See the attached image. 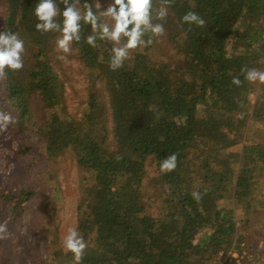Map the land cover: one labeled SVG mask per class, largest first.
<instances>
[{
	"label": "trees",
	"instance_id": "16d2710c",
	"mask_svg": "<svg viewBox=\"0 0 264 264\" xmlns=\"http://www.w3.org/2000/svg\"><path fill=\"white\" fill-rule=\"evenodd\" d=\"M99 2L102 10L111 0ZM37 3L0 0V31L16 33L25 46L24 67L6 69L1 80L4 100L17 113L16 131L33 129L50 162L71 153L91 173L74 211L87 244L82 264H218L222 257L224 264H264V231L256 232L264 220L255 217L264 210V132L249 137L244 130L249 118L264 124V84L253 86L241 71H264V0H171L165 20H154L164 35L131 51L116 70L109 66L113 45L99 38L96 47L82 39L71 53L60 52V33L35 28ZM159 6L153 0L154 11ZM189 11L204 26L182 22ZM82 31L90 34L91 26ZM231 37L240 52L228 51ZM62 56L76 59L93 83L79 116H67ZM172 153L176 169L161 173ZM148 164L159 171L157 198L142 191ZM33 197L30 187L0 193L14 219ZM40 223L56 264H74L57 246L54 222Z\"/></svg>",
	"mask_w": 264,
	"mask_h": 264
},
{
	"label": "rangeland",
	"instance_id": "374dc122",
	"mask_svg": "<svg viewBox=\"0 0 264 264\" xmlns=\"http://www.w3.org/2000/svg\"><path fill=\"white\" fill-rule=\"evenodd\" d=\"M233 41L234 38H229L228 51L240 52L243 47H233ZM62 63L63 79L66 76L67 116L70 112L79 116L87 109L85 98L89 89L93 88V83L87 81L76 59L64 58ZM256 85L253 83V86ZM4 94V85L0 80V111L10 113L15 121L17 113L10 107L8 100H4ZM244 130L252 137L253 134L264 132V124L249 118ZM26 149L28 151L25 153ZM158 175L155 165L148 164L142 181V191L146 197L160 196V187L155 185ZM91 178L89 170L79 167L71 153H63L55 162H50L43 142L33 129L29 128L25 134H20L15 124L10 123L6 130L0 131V193L15 194L22 187H30L34 191L26 212L18 219L11 215V205L0 199V224H5L7 228L14 227L13 230L8 228L10 235L7 238L0 239V264H56V258L47 252V243H44L45 238L39 232L42 228L40 220L54 222L59 236L57 246L62 247V237L69 227H74L78 193L91 182ZM255 217L264 220V210L257 211ZM263 231V227L256 229V232ZM225 260L226 257H222L218 264H224Z\"/></svg>",
	"mask_w": 264,
	"mask_h": 264
},
{
	"label": "clouds",
	"instance_id": "9594fccd",
	"mask_svg": "<svg viewBox=\"0 0 264 264\" xmlns=\"http://www.w3.org/2000/svg\"><path fill=\"white\" fill-rule=\"evenodd\" d=\"M64 6L61 10L56 0H38L34 8V15L37 18L35 28L41 33L58 32L56 48L65 54L71 53L74 42L82 39L91 47H96L97 39L110 42L111 49L110 68L116 70L123 66L125 59L129 57L132 50L141 46L151 44L152 37H161L165 33L162 23L168 15V6L171 0H160V6L153 8V0H111L101 10L99 0L94 5L83 3L81 0H60ZM93 6L98 11H93ZM62 17L57 22V17ZM182 22L204 26L205 20L196 12L185 13ZM84 25L91 26V33L83 36ZM149 36V39H145ZM25 46L16 33L0 31V80L7 78L6 69L18 71L24 67L23 53ZM64 57H60L63 59ZM241 71L245 79L250 83L259 82L264 84V71L255 68H244ZM231 84L241 85L239 77H233ZM14 117L10 113L0 111V131L6 130L10 123H14ZM177 167V155L172 153L160 163L161 173L172 172ZM194 200L199 201V191L191 193ZM8 228L0 224V239L7 238ZM62 247L66 252L72 253L74 264H82L87 244L77 228L69 227L62 237Z\"/></svg>",
	"mask_w": 264,
	"mask_h": 264
}]
</instances>
